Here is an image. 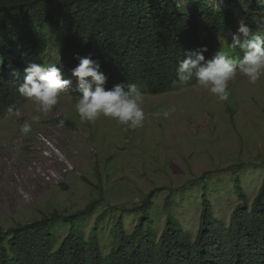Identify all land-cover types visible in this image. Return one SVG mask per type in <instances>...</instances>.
I'll list each match as a JSON object with an SVG mask.
<instances>
[{"label":"trees","instance_id":"trees-1","mask_svg":"<svg viewBox=\"0 0 264 264\" xmlns=\"http://www.w3.org/2000/svg\"><path fill=\"white\" fill-rule=\"evenodd\" d=\"M226 2L0 0V116L24 100L17 88L30 63H56L64 79H74L76 92L71 70L81 57L100 63L106 89L135 83L150 95L173 90L185 51L206 47L205 58L211 59L223 47L218 36L225 39L237 32L240 22L253 35H264L259 31L264 23L261 0ZM195 84L193 79L189 86ZM209 175L199 181L204 184ZM231 183L239 203L229 222L216 215L208 197L211 189L202 187L203 208L194 237L173 216L169 203L164 205L169 211L165 226L158 232V220L151 215L152 192L131 232L123 219L112 227V247L98 240L99 224L89 237L83 226H75L93 216L99 201L69 216L55 212L9 229L0 225V264H264V180L252 201L239 175Z\"/></svg>","mask_w":264,"mask_h":264},{"label":"rangeland","instance_id":"rangeland-1","mask_svg":"<svg viewBox=\"0 0 264 264\" xmlns=\"http://www.w3.org/2000/svg\"><path fill=\"white\" fill-rule=\"evenodd\" d=\"M217 1L227 4L213 0ZM259 31L264 33V23ZM231 37L223 40V49L239 59L243 54L229 47ZM58 58L52 52V59ZM70 80L49 113L39 112L24 98L0 116V225L5 229L55 212L73 215L99 201L93 216L75 226H83L89 237L99 224L98 240L112 247V227L123 219L131 232L139 222L142 202L155 192L151 215L158 220V232L165 226L169 211L164 205L169 203L173 216L194 237L205 184L211 189L208 197L216 215L226 222L239 203L231 183L235 174L242 178L251 201L262 187L264 76L250 84L238 75L229 83L230 96L224 102L197 84L177 86L160 95L142 92L145 120L135 129L104 117L82 123L75 111L80 93L74 79ZM25 122L32 126L27 135L20 131ZM38 134L55 145L74 172L48 182L51 170L62 173L64 167ZM206 173L208 181L202 184L199 179ZM68 230L62 231L60 240Z\"/></svg>","mask_w":264,"mask_h":264},{"label":"clouds","instance_id":"clouds-1","mask_svg":"<svg viewBox=\"0 0 264 264\" xmlns=\"http://www.w3.org/2000/svg\"><path fill=\"white\" fill-rule=\"evenodd\" d=\"M261 2L264 3V0ZM218 39L223 45L224 37L219 35ZM231 39L229 47L239 49L243 54L241 58H232L223 47L208 60L204 55L208 51L206 47L185 51L176 68L173 85L189 86L195 79L200 88L207 90L217 101L224 102L230 96L229 83L238 75L255 84L264 76V35H253L250 27L240 22ZM25 71L27 74L24 82L18 85V93L34 104L39 112L49 113L71 81L63 78L62 70L56 63H30ZM71 74L79 88L75 111L82 123H95L104 117L126 128L135 129L143 125V93L135 83H120L106 89L107 77L101 71L100 63L91 57L79 58V64L71 70ZM163 115L167 117L169 112L165 111ZM20 131L27 135L32 131L31 124L23 123Z\"/></svg>","mask_w":264,"mask_h":264},{"label":"built area","instance_id":"built-area-1","mask_svg":"<svg viewBox=\"0 0 264 264\" xmlns=\"http://www.w3.org/2000/svg\"><path fill=\"white\" fill-rule=\"evenodd\" d=\"M38 138L45 145L50 146L51 152L54 153V157L58 158L60 162L63 163V167H64L62 173L51 170L47 176L48 182L50 183L58 182L61 178H63L67 174L74 172L75 170L74 166L63 156V154L58 149L55 148L54 144H52L42 134H38Z\"/></svg>","mask_w":264,"mask_h":264}]
</instances>
